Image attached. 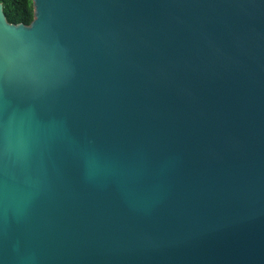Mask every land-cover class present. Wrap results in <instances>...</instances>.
Segmentation results:
<instances>
[{
    "label": "water",
    "instance_id": "obj_1",
    "mask_svg": "<svg viewBox=\"0 0 264 264\" xmlns=\"http://www.w3.org/2000/svg\"><path fill=\"white\" fill-rule=\"evenodd\" d=\"M0 2V264H264V0Z\"/></svg>",
    "mask_w": 264,
    "mask_h": 264
},
{
    "label": "trees",
    "instance_id": "obj_2",
    "mask_svg": "<svg viewBox=\"0 0 264 264\" xmlns=\"http://www.w3.org/2000/svg\"><path fill=\"white\" fill-rule=\"evenodd\" d=\"M9 23L30 25L33 20V0H0Z\"/></svg>",
    "mask_w": 264,
    "mask_h": 264
}]
</instances>
